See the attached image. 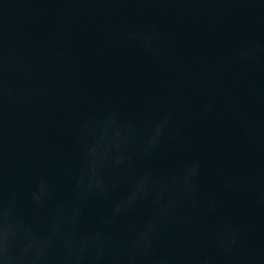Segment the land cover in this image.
Masks as SVG:
<instances>
[{
  "label": "clouds",
  "instance_id": "clouds-1",
  "mask_svg": "<svg viewBox=\"0 0 264 264\" xmlns=\"http://www.w3.org/2000/svg\"><path fill=\"white\" fill-rule=\"evenodd\" d=\"M168 120V116L163 117L154 125L151 136L146 141H141V154H150L155 150L165 136ZM98 123L105 132L109 127H119L115 115ZM116 137L115 142L111 143L103 155L98 154V145H92L84 152L83 166L73 178L76 217L81 215L79 205L85 200L94 196L108 200L110 193L124 178L125 162L130 163L133 159L132 155L127 154L135 138L132 125L124 128L123 133L117 131ZM200 169L201 162L195 159L185 165L179 173L164 176L150 172L138 174L130 195L123 203L118 202L115 205L112 209V219L107 223H114L125 209L134 210L153 192H156V196L152 203L157 212L142 228L134 231L130 239L121 242L106 236L103 227L81 237L77 234L78 222L66 235H62L60 228L54 224L48 236L38 238L33 225L20 211L19 190L5 187L3 169L0 166V264H101L105 255L111 264H168V258L157 255L155 251V241L159 237L157 219L175 207L176 202L170 199L167 206L160 207L161 201L174 186L182 189V199L191 197L196 189ZM54 191L55 187L42 177L29 193V200L35 208H39L43 206L49 193ZM62 208L63 204L57 206L58 211ZM41 239L47 255L37 251V244ZM229 243H235L231 227L226 228L221 247Z\"/></svg>",
  "mask_w": 264,
  "mask_h": 264
}]
</instances>
